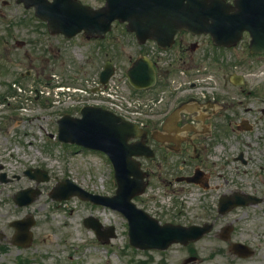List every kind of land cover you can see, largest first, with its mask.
<instances>
[{"label": "rangeland", "instance_id": "rangeland-1", "mask_svg": "<svg viewBox=\"0 0 264 264\" xmlns=\"http://www.w3.org/2000/svg\"><path fill=\"white\" fill-rule=\"evenodd\" d=\"M0 1L8 2L5 8L0 7V9L3 11V15L11 21L9 27H7V24H0V48L4 42L7 44L6 52L9 54L10 59L13 58V53L20 55L23 52L20 50L14 51L16 40H28L37 43L40 46L43 58L50 56L48 47L51 44H58V47L64 49V58L54 72H42V83L44 77L50 73L56 74L60 80L66 83L77 85L86 81L92 83L97 79L98 72H100L106 60L99 54L98 44L88 43L83 36H79L71 42L60 41L57 43L56 38L49 36L44 31L45 28H42L33 10H25L22 6L17 5L15 0ZM81 1L93 7H100L103 4L101 0ZM4 31L11 34L10 38L5 39V41L2 39L5 37L2 35ZM124 32V28L120 29L118 34L123 36H117L120 37L119 45H117L118 52L112 50L109 58L114 59L121 69L126 70L129 68L128 57H136L139 54V49L132 44V40ZM35 46L37 45L31 47ZM45 47L48 49L43 52ZM210 50L211 48L207 47V49L200 50L197 54V66L204 71L200 73V76H203L201 79H205L209 83H214L212 80H215L218 87H221V82L224 79L222 76H229L232 73L241 74L246 77V88L242 90L231 86L228 89V95L246 96L251 95L252 92V95H258L257 98L264 97V59H257L255 60L256 63H250L249 66L228 69L214 62L213 56L209 53ZM239 53L241 52L234 51L233 55ZM243 57L246 56L242 54L241 58ZM12 69L15 70L17 76L26 71V69L19 70L16 67H12ZM23 83L25 84L22 85L27 86L33 84V81L27 80ZM9 84L5 82L0 85V94L7 92ZM17 101L19 100L17 99ZM12 103H14L13 99ZM243 106L252 109V113L249 114L245 111L244 113L240 112V115L237 116L239 111L233 110L232 120L233 122H239L238 118L247 117L246 119L249 121H254L256 123L254 133H229L223 136L222 143L224 147L220 144L221 146H217V148H221L222 153L227 146L233 145V148L225 151L224 155L221 153V156H213L212 152V158L210 155L207 158L210 164L207 162L209 166L204 167V169L209 172L212 171L214 175H222L228 178L233 186L246 188L248 186L247 182L254 176H258L259 173L264 175V115L261 113L264 105L261 103L254 104L251 101L250 104H243ZM40 110L37 108L34 110L32 106V110L25 116H14L11 119L5 115H0V144H2L0 147V166H5L4 170L9 177L13 175L21 177L20 181L15 180L13 183L8 184L0 183V215L2 214L0 216V228L10 239L12 232L4 230L7 222H10L13 218L23 216L27 212L34 213L36 218V225L33 227V245L29 249L22 250L4 242L5 246L3 245V248L0 249V264H216V261L220 264H238L235 259H225L222 256L217 259L214 258L215 255L213 256L211 249L213 245L208 241L193 245L194 247L190 249L173 246L166 252L135 250L129 245L127 222L117 212L94 207L78 199H72L62 204L51 200L49 197L50 188L57 181L67 178L87 191L100 195H113L116 186L112 166L105 156L99 153H78L74 147L68 148L59 142H45L44 137L39 134L38 126L42 125L43 129L46 128L48 132L56 133V121L60 119L62 112L56 110V112L51 111L50 113L44 109ZM227 114L230 115L229 112ZM9 115H12V113H9ZM33 116L37 117L33 119ZM5 132L9 135L5 136ZM24 133L26 134L24 135ZM5 138L23 140V146L20 144L15 145V143L5 144ZM29 142L31 143L28 144ZM242 152H245L247 157H251L253 162L250 166H244L241 162H231L234 161L233 155L237 156ZM29 167L46 169L52 179L51 182L40 186L43 194L39 197L38 202L28 209H16L14 204L9 201L10 195L25 186L31 185L30 181L25 179L23 175ZM183 198L192 200L194 203L198 202L193 200L197 199L196 197ZM187 205L189 207L186 206V211L189 214L185 215L186 218L183 216H166L161 220L183 219L188 221L191 219L189 223H193L196 222V218L200 219L203 216L206 218L205 211L199 212V210L190 208V203ZM140 206L143 205L140 204ZM198 212L200 215L197 214ZM257 214H264V205L257 210ZM90 216L99 218L105 226L113 225L116 227L117 237L110 244L106 245L97 241L95 234L84 227V219ZM258 224H261L264 231V220L262 218L240 227L253 230ZM191 256H197L200 259L198 262L187 263L186 260ZM241 264H264V259H248Z\"/></svg>", "mask_w": 264, "mask_h": 264}, {"label": "water", "instance_id": "water-1", "mask_svg": "<svg viewBox=\"0 0 264 264\" xmlns=\"http://www.w3.org/2000/svg\"><path fill=\"white\" fill-rule=\"evenodd\" d=\"M25 1L28 7L36 8L37 16L48 22L52 32L63 33L68 37L83 30L89 36H104L111 24L120 20L128 22L130 31L136 32L142 42L154 39L162 47L172 42L174 36L182 30L210 34L215 44L221 46L236 44L242 33L249 31L252 36V52H264V0H241L242 10L237 14H230V7L221 0H106V7L101 10L90 9L75 0H54L53 3L47 0ZM129 77L135 87L148 88L154 80L151 63L146 59L139 61L130 70ZM108 78L103 74L102 82L106 83ZM82 114L81 120L67 117L60 121V140L101 150L111 157L119 189L115 198L102 201L128 218L131 244L144 250L166 249L174 242L187 243L198 238V228L186 229L171 225L160 227L131 202L136 194L144 190V186L140 187L130 179L136 167L133 156L143 154L128 144L130 139L139 134L138 127L97 108H85ZM69 187L61 191L62 199L78 195L102 202L100 198L87 195L76 187ZM22 194L26 195L25 192ZM20 202L22 205L29 204L32 199ZM23 224L20 228L23 230L22 237L29 241L28 229L32 224ZM85 224L95 229L98 236L101 235V225H92L89 221ZM19 225L16 223L17 227Z\"/></svg>", "mask_w": 264, "mask_h": 264}, {"label": "flooded vegetation", "instance_id": "flooded-vegetation-1", "mask_svg": "<svg viewBox=\"0 0 264 264\" xmlns=\"http://www.w3.org/2000/svg\"><path fill=\"white\" fill-rule=\"evenodd\" d=\"M227 1L234 4L236 0ZM7 34L5 33V35ZM209 41L210 38L207 36H195L186 32L179 34L170 51L163 57L154 60V65L157 69L156 90L159 91V87L162 86L160 83H165L169 76L176 74L182 69L195 71L198 67L197 54L200 50L205 49ZM100 43L103 44L101 49L103 47L105 49L106 44L114 47L115 43H117L116 37L112 35ZM28 45H31V43L26 42V45L18 49L24 50V46ZM241 50L245 51V49ZM51 51L56 52V48L51 47ZM13 59L15 64L19 65V69L25 67L28 69L26 74H20L22 78L26 76L29 79H33L37 74H40L41 70L47 68L53 71L56 69V56L54 60L46 59V63L43 64L39 54L25 50L20 55L14 54ZM4 60L7 61L3 55H0V61ZM129 60L132 61L131 58ZM222 62H224V58L219 57L218 64L221 65ZM226 62L229 67L233 66V63H231L232 55ZM193 78L196 79V76H193ZM224 82V86L231 84L229 78H224ZM166 87L169 92L161 100L158 110L155 111L144 128L146 138H144L143 142L155 153V156L152 159H143L142 164L150 182H153L152 185L149 183L151 190H155L157 193L162 185L169 192H173V194L183 195L191 186L177 184L172 180L173 174L169 175L170 177L168 178H163V172H170L171 168L206 166L207 158L217 141L228 130H231L234 125L237 126L230 119V116L232 117L234 114L232 111L245 112L247 108L241 106L244 103L242 100L249 97L228 95L229 90H227V95L212 100V98L206 96L204 98L199 97L196 93L197 87L195 84L188 91L187 89H181V87L177 88L178 91H175V88ZM240 88L243 89L244 87ZM234 100H237V102H234ZM235 103L239 105L235 106ZM228 112L230 115L227 114ZM239 115L240 113L237 116ZM249 163L250 161L246 159L245 165ZM155 180L157 182H154ZM231 183L226 177L211 175L202 182L206 189L202 185L196 187L200 191L198 194L204 195L200 210H205L208 214L206 218L202 217L198 221L200 224L208 222L213 224V232L208 242L214 247H222L223 250L218 252L219 254L231 255L229 247L232 242H235L243 243L255 250V255L249 259H264V237L261 238L260 233H252L246 228H237L242 222L245 224L248 221L250 215L244 211L249 208H235L226 214H221L218 209L219 200L222 196H232L236 193L257 197L262 200L260 204H264V177H253L251 181L247 182V184L251 185V191L239 186H233ZM193 190L195 193L197 192L195 189ZM154 198V196H149L146 201L150 202L155 200ZM227 226H231V235L228 242L223 240V236H221L222 230Z\"/></svg>", "mask_w": 264, "mask_h": 264}]
</instances>
